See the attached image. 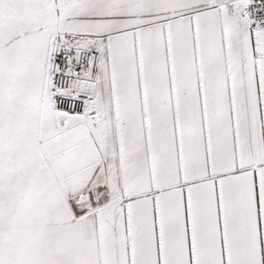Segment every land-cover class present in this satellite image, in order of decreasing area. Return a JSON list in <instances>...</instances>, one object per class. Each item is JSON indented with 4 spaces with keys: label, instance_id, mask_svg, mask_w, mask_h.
Listing matches in <instances>:
<instances>
[{
    "label": "snow or ice",
    "instance_id": "6c2138e0",
    "mask_svg": "<svg viewBox=\"0 0 264 264\" xmlns=\"http://www.w3.org/2000/svg\"><path fill=\"white\" fill-rule=\"evenodd\" d=\"M0 264H264V0H0Z\"/></svg>",
    "mask_w": 264,
    "mask_h": 264
}]
</instances>
